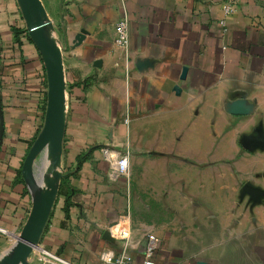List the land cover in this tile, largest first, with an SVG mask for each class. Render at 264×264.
Returning <instances> with one entry per match:
<instances>
[{
  "label": "crops",
  "instance_id": "crops-1",
  "mask_svg": "<svg viewBox=\"0 0 264 264\" xmlns=\"http://www.w3.org/2000/svg\"><path fill=\"white\" fill-rule=\"evenodd\" d=\"M40 1L61 49L65 130L62 176L28 264L38 248L105 264L122 246L142 264L147 233L155 264H264V201L239 198L246 178L264 188V150L239 145L264 129V0H238L224 33L221 0ZM124 11L128 62L113 42ZM45 102L19 1L0 0V256L30 211L21 168ZM107 146L129 150V178L109 176Z\"/></svg>",
  "mask_w": 264,
  "mask_h": 264
},
{
  "label": "water",
  "instance_id": "water-1",
  "mask_svg": "<svg viewBox=\"0 0 264 264\" xmlns=\"http://www.w3.org/2000/svg\"><path fill=\"white\" fill-rule=\"evenodd\" d=\"M27 32L38 49L46 74V102L44 121L36 139L29 148L21 168V175L32 194V203L26 221L14 244L0 256V264H28L27 259L39 244L41 234L48 220L57 193V181L61 178L60 161L65 130V79L61 49L54 39H48L45 31L50 27L44 18V7L40 0H18ZM31 5V7H30ZM86 31L82 29L76 36L79 43ZM50 36V35H49ZM185 70L182 71V76ZM243 112L235 104L232 113ZM241 147L248 151L264 149V129L259 123L251 133L239 138ZM52 155L51 177L40 183L44 174L46 150ZM32 184L34 187H32ZM248 197L250 206L264 201V188L245 182L239 190V198Z\"/></svg>",
  "mask_w": 264,
  "mask_h": 264
},
{
  "label": "built area",
  "instance_id": "built-area-1",
  "mask_svg": "<svg viewBox=\"0 0 264 264\" xmlns=\"http://www.w3.org/2000/svg\"><path fill=\"white\" fill-rule=\"evenodd\" d=\"M238 0H221V17L219 18V24L222 27L223 33L226 31V18L236 11V5ZM114 45L118 47L128 62L130 36H129V19L126 11H124L122 17L114 25ZM128 123L129 120L126 117L124 120ZM102 156L107 161L109 166V176L111 178H117L119 176H130V152L129 150H120L114 147L102 148ZM157 246V238L153 233L146 234V243L143 250L142 264H155L154 251ZM102 261L105 264H134V259L129 248L122 246L117 252L104 253ZM36 261L38 264H74L73 262L64 259L57 253L46 249L38 248L36 252Z\"/></svg>",
  "mask_w": 264,
  "mask_h": 264
},
{
  "label": "bare ground",
  "instance_id": "bare-ground-1",
  "mask_svg": "<svg viewBox=\"0 0 264 264\" xmlns=\"http://www.w3.org/2000/svg\"><path fill=\"white\" fill-rule=\"evenodd\" d=\"M30 7H31V5H30ZM44 17V16H43ZM45 34H46V37L48 38V39H50V37H49V35H48V32H47V30L45 31ZM52 155H50L49 154V151H48V149L46 150V153H45V158H44V166H45V169H44V174H43V179H42V181H41V185L43 186L44 185V179L46 178V177H51V173H52V170L54 169V167H53V164H52ZM48 161H49V165H48ZM50 173V174H49ZM47 174V175H46ZM32 187H34V185L32 184Z\"/></svg>",
  "mask_w": 264,
  "mask_h": 264
},
{
  "label": "rangeland",
  "instance_id": "rangeland-1",
  "mask_svg": "<svg viewBox=\"0 0 264 264\" xmlns=\"http://www.w3.org/2000/svg\"><path fill=\"white\" fill-rule=\"evenodd\" d=\"M256 126H257V125H256ZM256 126H255V127H256ZM255 127H254V128H255ZM252 131H253V130H252ZM252 131H251V132H252ZM251 132H250V133H251ZM239 138H240V137H239ZM239 145H240V143H239ZM108 147H110V146H108ZM240 147H241V145H240ZM241 148H242V147H241ZM242 149H243V148H242ZM243 150H245V149H243ZM263 150H264V149H255V150H253V151H248V150H245V151H247V152H249V153H253V152H256V151H263ZM48 165H49V161H48ZM130 172H131V170H130ZM135 173L137 174V176L135 177V180L138 181V180L140 179V175H139L140 170H139V168L136 169ZM49 174H50V173H49ZM130 174H131V173H130ZM46 175H47V174H46ZM50 175H51V174H50ZM130 176H131V175H130ZM246 179H247V180H246ZM246 179H245V180H246L245 182H250V181L248 180V178H246ZM245 182H244V183H245ZM244 183H243V184H244ZM35 249H36V248L33 249V251L31 252V254L34 252ZM31 254H30V255H31ZM30 255H29V257H30ZM29 257H28V258H29ZM27 260H28V259H27Z\"/></svg>",
  "mask_w": 264,
  "mask_h": 264
}]
</instances>
